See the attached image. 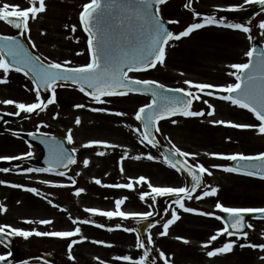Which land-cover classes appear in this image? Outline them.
Segmentation results:
<instances>
[{"label":"rangeland","instance_id":"rangeland-1","mask_svg":"<svg viewBox=\"0 0 264 264\" xmlns=\"http://www.w3.org/2000/svg\"><path fill=\"white\" fill-rule=\"evenodd\" d=\"M90 0H45L46 11L38 14V18L30 20L31 41L28 40L29 33H25L27 41H34L37 47L34 49L38 55L56 60L60 63L71 61L69 66H80L90 62V54L87 44V36L80 24V13L83 5ZM195 7L204 11L216 12V16L226 17L227 22H233L231 16L234 14H244L252 5L245 0H195ZM19 5L21 9L31 6L29 0H0L3 4ZM231 5H243L237 10L227 9ZM38 6V3H37ZM182 0H170L161 7V15L167 21H178L174 33L183 31L189 24L198 22L202 17H192L185 13ZM264 20V13L258 14L245 22L246 26L252 28V39L241 30L223 29L206 26L203 29L195 30L188 37L180 40L170 41L166 48V60L163 66H157L146 72L129 73L130 76L139 79H152L163 83L171 88H189L184 81L191 80L197 83H207L213 85H227L235 83V77L230 75L236 71L230 65L234 63H247L246 52L254 45L256 39L264 47V35L259 28L260 21ZM67 25V27H66ZM76 26L75 32L71 30ZM0 32L8 30L0 24ZM79 53V54H78ZM4 74L0 71V77ZM195 94V89H192ZM208 91L216 92L215 96H208ZM56 101L48 105L45 111L33 113L21 112L19 116L14 115L18 111L15 105L0 103V111L12 115L13 120L2 128L0 134V156H18L31 151V158L18 161H6L7 164L1 167L8 168V172L0 171V180L7 181L0 184V204L6 206V211H0V226L11 225L23 230H42V219L51 220L47 228L51 231L69 230L71 218L79 217L80 220L91 219L87 208H101V210L112 209L117 199L127 197L128 207L136 212H153L154 217H160L156 209L154 194L140 199L142 192L151 193L148 181L153 186L182 187L187 185L184 177L170 167L163 159L160 152L146 144L140 143L141 135L135 131L140 128L135 120V113L138 109L148 103L145 97L124 95L115 97H105L111 103L97 104L90 97L76 88L69 86L57 87ZM224 93L218 89H206L204 93H199L202 99L194 100L193 111L203 110L204 116L200 117H175L159 122L161 132L157 133L162 143L172 148L175 144L182 151L198 154L193 157L184 158L189 163L200 162L209 167L213 175L204 174L206 185L218 186V194L197 200L200 191L193 195V199H185L186 206L200 209L206 212H216L222 216L215 208L219 201L230 207H264V181L255 179L252 176L230 173L221 168H213V165L231 166L233 161L210 156V153H244L246 155H257L264 152V134L254 129H237L226 125H216L213 120L233 121L258 125L259 121L254 115L238 106L232 105L230 101L218 98ZM11 99L17 102L33 103L37 101V96L32 83L19 74L9 72L7 82L0 83V101ZM204 100H208L215 106V114L209 116L210 111ZM77 104L86 105L85 108H77ZM94 107H106L111 112H93ZM116 111L127 113L126 116L115 115ZM79 117L81 124L75 123ZM176 120L177 123H172ZM72 130L73 143L67 140L68 130ZM40 132L46 135H57L65 138L69 146L77 149L78 164L70 175L59 176L56 174L25 173L20 169L35 168L31 162L38 160L42 156V151L37 146H29L21 138L23 134ZM19 133V135H15ZM102 140L117 145L116 148L104 146L84 147L89 141ZM174 150V149H173ZM103 151L104 155L98 153ZM125 153L127 155H125ZM156 157L149 160L148 154ZM140 156V159H135ZM89 160L85 165L83 161ZM123 166L124 171L120 168ZM232 167V166H231ZM73 175L76 176L73 179ZM144 176L147 181L141 183L137 178ZM129 178H132L130 180ZM76 179L77 185L72 181ZM95 179L102 181L96 184ZM43 180L53 183L44 184ZM134 183V189H121L113 191L106 188L109 184ZM12 184H22L27 187H36L43 195H37L24 188L12 187ZM73 185V186H72ZM84 188L83 196L72 194L71 190ZM111 188V187H110ZM115 197L114 199H112ZM51 201V203H49ZM125 201V202H126ZM149 204L152 205L149 208ZM59 205V207H57ZM176 208L181 219L170 225L168 234L161 236L162 225L171 218L172 209ZM66 209V211H65ZM168 213L164 219L160 220L151 229L152 241L145 242V247L149 249V262L152 257L159 264H264V250L247 246L248 242L264 244V220H249V235L247 238L222 234L216 241L205 246L210 236L224 227L222 220L215 217H207L196 213H186L179 209L178 205L169 202ZM101 216V215H99ZM26 221H32L31 223ZM107 221V219H106ZM103 219L98 220V224L106 225L105 229L114 226L107 225ZM73 222V220H72ZM97 222V221H96ZM85 227L77 221L76 224ZM116 224H121L119 221ZM134 220L125 221L121 228L133 227ZM57 225V226H56ZM116 227V226H115ZM54 229V230H53ZM57 229V230H56ZM84 229V228H83ZM118 229V228H117ZM10 231L6 229L5 232ZM110 232V231H109ZM122 237L116 241L105 232L104 239L107 244L116 243L118 248L127 256L136 257L137 260L143 255L144 249L138 248L137 239ZM18 236V235H16ZM18 236L17 247L22 255V260L32 259L31 254L35 251L30 248L33 244L37 248L40 242L36 236L28 237L24 240ZM185 238L188 243L183 239ZM91 239V237H89ZM228 240L237 241L231 252L209 257L207 252L213 247H219ZM63 243L65 241L60 240ZM240 244L246 246L240 247ZM111 246H106L104 251L108 252ZM103 250V247H100ZM163 251L165 257L159 253ZM7 255V250L0 245V256ZM121 255V256H122ZM125 256V255H124ZM119 257V256H116ZM110 258L106 263H117L119 259Z\"/></svg>","mask_w":264,"mask_h":264},{"label":"snow or ice","instance_id":"snow-or-ice-1","mask_svg":"<svg viewBox=\"0 0 264 264\" xmlns=\"http://www.w3.org/2000/svg\"><path fill=\"white\" fill-rule=\"evenodd\" d=\"M167 0H90V2L83 5V11L80 13V20L83 25V30L88 33V48L90 50L91 58L90 62L80 66H69L71 61H65L60 63L56 60H51L47 57H42L32 52L24 43H22L17 36L0 35V71L4 74L0 77V83L7 82V74L15 70L18 73H23L26 77L30 76L32 83L35 86L34 91L37 96V101L33 103L17 102L11 99L0 101V103L15 105L18 109L17 112L12 113L19 116L21 112L33 113L37 110L43 112L48 105H51L56 101V89L57 87H63L71 84L79 87V91L85 93L97 104L111 103L110 100L104 99L105 97L124 96L129 93H150L152 101L149 104L141 106L135 113V119L140 121L143 125V131L140 128H136L135 131L141 135L140 143L145 142L152 147H156L159 141L156 138L155 133L161 132L159 121L167 119L169 117L180 114L184 117H200L204 116L203 110L193 111L192 104L194 100L202 99L199 93H204L206 89H218L224 93L219 95L218 98L224 101H230L232 105L238 106L241 109L250 111L254 117L259 121L258 125L236 123L233 121L213 120L211 123L216 125H226L237 129H254L258 128V132L264 134V49L257 50L255 47L246 52V56L249 57L247 63H234L230 65L232 69L236 71L231 72L230 75L235 77V83H229L227 85H213L207 83H197L191 80L184 81L185 84L190 87L185 88H167L163 83H159L152 79H139L134 76H130L129 73L136 71H146L148 69L155 68L157 64L163 66L166 60V48L170 41L180 40L182 37H188L195 30L203 29L206 26H217L227 29L241 30L242 32L249 34L248 39L251 40L252 28L246 26L243 23L227 22L226 17H217L215 14L203 15L202 19L198 22L189 24L183 31L174 33L166 26L165 21L160 15V5H163ZM30 7L21 9L19 5H9L7 3L0 6V21H5L10 25H13L17 29H24V32L19 33L23 36L25 33H29L28 40L31 41L30 35V20L38 18V14L46 11L47 5L45 0H29ZM38 3V6H37ZM247 4H259L264 6V0H245ZM185 7H191V0ZM243 5H231L227 9L222 10H237L242 8ZM196 17H201V13L196 12L193 9ZM168 23H178V21H168ZM67 27V25H66ZM259 28L264 30V20L260 21ZM71 30L75 32L76 26L73 25ZM264 35V31L261 32ZM37 45L34 41L31 42V48L35 49ZM79 54V53H78ZM45 91L51 90V97L48 99L41 98V89ZM195 89V94L192 89ZM208 96L217 95L216 92L208 91ZM204 103L208 105L210 111L207 113L209 116L215 114V106L208 100H204ZM77 108H85L84 104H77ZM93 112H111L113 110L106 107H94L91 109ZM117 116H126L127 113L116 111ZM2 118V117H0ZM75 123L81 124L79 117L76 118ZM172 123H177L176 120H172ZM19 135V133H15ZM29 135H35L29 133ZM67 140L69 143L74 142L72 130H68ZM49 145V160L47 161V168H26L20 169L25 173H52L55 172L59 176H64V171L59 169H67L69 165L76 163V158L72 153L77 152L76 148H72L69 152L64 149L63 146L52 137L49 141H45ZM56 145V147H53ZM90 146H104L107 148H116L117 145L111 144L108 141L92 140L89 141L84 147ZM171 155H164V161L168 163L172 168L178 171L186 170L191 177V184L182 187H170V186H153L148 181V187L151 188V193L142 192L140 194L141 200H146L147 197L154 194L155 197H163L168 195H174L176 199L174 204L178 205L179 209H182L186 213H196L207 217H215L216 219L224 221V227L218 229L216 233L210 236L209 240L205 242V246L210 245L213 241H216L222 234L231 237L237 235L239 237L247 238L249 235L245 228H252L250 224L245 222V214H262L264 215V207H230L226 206L219 201L215 204V208L219 212L228 214V218L219 216L216 212H206L197 208L186 206L185 199H193V194L198 189H203L200 195L195 198L200 200L205 197H211L218 194L219 187L206 185L204 183V174L209 176L213 175V172L209 167H206L203 163L195 162L189 163L187 160L183 162L181 167V161L177 157H195L196 153H189L182 151L175 144L172 145ZM104 155L103 151L98 153ZM33 153L31 151L18 155V156H0V160L3 161H18L27 158H31ZM125 155H127L125 153ZM210 156L227 159L230 161H240L241 163L236 167L213 165V168H221L224 171L230 173H240L248 176H258L264 179V152L257 155H246L244 153H210ZM140 156H136L135 159H140ZM149 160H155L156 157L150 153L147 155ZM259 162V163H251ZM85 165L89 164V160L83 161ZM0 171L8 172V168L0 169ZM120 171L123 172L124 168L121 166ZM132 180V178H129ZM138 182H145L147 178L140 176L137 178ZM7 181L0 180V184H6ZM44 184H51L52 181L43 180ZM75 183V181H73ZM96 184H102V181L95 179ZM15 188H24L26 191H30L37 195H43L36 187H27L22 184H12ZM111 188L121 189H134V183L124 184H109L105 185ZM84 188H79L76 191V195L84 193ZM127 197L117 199L115 201V210H101L98 208H87L86 211L92 216L102 215L109 219L119 217L122 220L129 218L137 221H147L153 216V212H127L122 210ZM51 203V201H49ZM59 207V205H57ZM152 205L149 204V208ZM6 206L0 204V211H6ZM66 211V209H65ZM176 208L172 209L171 218L163 223V230L159 233L161 236L168 234L170 225L180 220ZM79 221L83 224H96V226L105 228L104 224H97L95 220L84 219L80 220L79 217L73 220V223ZM31 223L32 221H26ZM40 224L48 225L52 223L51 220L42 219ZM155 223H160L156 221ZM155 226L149 225L150 228ZM117 228L122 225L117 224ZM10 231L5 234V230ZM231 229V230H230ZM112 231V228H108ZM123 230L129 233H136L137 247L144 249L143 255L139 260H133L131 256H119L116 259L129 261L131 264H150L149 262V249L145 247V242L140 238V231L138 228L124 227ZM35 234L39 237H57V238H72L79 236V240H87L88 237L82 233V228L76 226L74 230L64 231H38V230H23L11 225L0 226V237L7 239L12 235H18L23 238H28ZM177 239H183L185 243L188 241L185 238L177 237ZM147 240L152 241L151 234L148 235ZM79 241L72 239L68 245V253L72 259V247ZM97 244H107L105 241L96 240L93 241ZM3 243V240H0ZM237 241L228 240L219 247H213L207 252L209 257H213L218 253L231 252L236 245ZM107 246H112L107 244ZM246 246L240 244V247ZM247 246H251L256 249L264 250V244H255L248 242ZM161 257H165V253L161 251L159 253ZM264 258V257H262ZM0 262L6 264L5 257L0 256ZM167 264V261H166Z\"/></svg>","mask_w":264,"mask_h":264},{"label":"flooded vegetation","instance_id":"flooded-vegetation-1","mask_svg":"<svg viewBox=\"0 0 264 264\" xmlns=\"http://www.w3.org/2000/svg\"><path fill=\"white\" fill-rule=\"evenodd\" d=\"M32 50L34 51V49ZM48 220H53V219H48ZM49 225L50 224L46 225V227L42 228V230L39 229L38 231H51L52 228L51 229L47 228V226ZM69 225L71 226L69 230H74L76 226L81 227L79 223L74 224L73 222H71L69 223ZM109 225L113 226L115 225V222H113V220H109ZM155 225H157V223H155ZM81 228L83 235L88 237V239L89 237H91L92 239L105 241L104 239L98 238L99 236L104 237L105 232H108V236H110V238L114 241L122 237L128 236L127 233L124 234L120 233L116 229H113L112 231L109 232L105 228H101V227L90 228L88 225ZM133 228H137L136 222L134 223ZM130 237H133V239H135L137 237L136 233H131ZM37 238L40 240V242L37 244V248L33 244H30V248L35 251L34 253L31 254V257L34 258L31 263L47 264L43 262V258L46 257L49 259L51 264H105L106 257L109 259L108 261H110L111 260L110 258L122 255L121 251L119 252L116 251L117 250L116 248H118V245L116 243H113V248L110 249L108 252H106L104 251V246H103V250L99 246L98 247H95V245L90 246V243L87 242L88 239L81 241L79 240V236L67 238L63 243L59 242V240L52 237H37ZM72 239H77L79 241L72 247V256H74L75 259H72L68 253V245ZM122 252L124 255L125 252L124 251ZM15 259L18 263L22 262V255L18 247L16 248ZM151 263L159 264L154 257H152Z\"/></svg>","mask_w":264,"mask_h":264},{"label":"water","instance_id":"water-1","mask_svg":"<svg viewBox=\"0 0 264 264\" xmlns=\"http://www.w3.org/2000/svg\"><path fill=\"white\" fill-rule=\"evenodd\" d=\"M190 0H187L186 4H189ZM191 4H192V0H191ZM187 10H191V7H185ZM257 10H264V6H261V5H258L256 6L255 8H253L250 13H254L255 11ZM249 13V14H250ZM249 14H247L246 16H236L235 19L236 20H246L249 16ZM166 26L169 28L170 31H172V27L171 25L169 24H166ZM17 29V28H16ZM18 30V33H21L23 31V29H17ZM17 38L22 42V36L21 35H17ZM23 43V42H22ZM258 51L260 50L258 47L256 48ZM41 94L43 96L44 99H48L51 97V90H47L45 91L43 88L41 89ZM142 94H148L149 96H151L150 93H142ZM152 97V96H151ZM0 127L2 125H4L5 123H7L10 118L6 115H3V114H0ZM52 137H47V136H42V135H39V134H35V135H26L25 136V139L29 142V143H35V144H38L40 145L43 150H44V157L42 160H40L39 162H36L35 165L37 166H46L48 167V163L47 161L49 160V145L48 143H45V141H49ZM56 140L63 146L64 149H67L69 151V149L67 148L65 142L61 139V138H56ZM158 146L159 143L157 144ZM53 147H56V145H53ZM162 151L164 152L165 155H171V151L164 148V147H161ZM70 152V151H69ZM178 158V157H177ZM179 159V158H178ZM181 161V165H178V167H181L183 165V162L181 159H179ZM241 162L240 161H236V164L237 166L240 164ZM251 163H259V162H251ZM70 166V165H69ZM68 166V167H69ZM59 170H65L63 168L59 169ZM186 177L189 179V183L191 184V177L188 175L187 171L186 170H183L182 171ZM170 198H174L176 199V197H162L161 200H162V203H165L168 199ZM249 216H253V215H246L245 214V222L247 220V218ZM255 216H260V217H264V215L262 214H257ZM228 218V215L225 216V219ZM151 223H142L139 227V231L141 233V235L144 237L146 232H147V229L149 227ZM231 230V229H230ZM246 230V228L244 229ZM0 240H3V242H6V239L4 237H0ZM0 264H2V262H0ZM6 264H12V263H6Z\"/></svg>","mask_w":264,"mask_h":264}]
</instances>
